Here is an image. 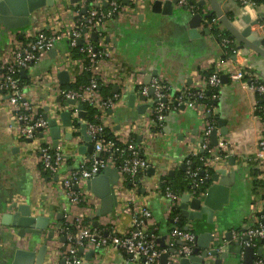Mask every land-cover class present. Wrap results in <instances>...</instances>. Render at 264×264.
Listing matches in <instances>:
<instances>
[{
	"label": "crops",
	"instance_id": "obj_1",
	"mask_svg": "<svg viewBox=\"0 0 264 264\" xmlns=\"http://www.w3.org/2000/svg\"><path fill=\"white\" fill-rule=\"evenodd\" d=\"M76 1L55 0L53 7L34 11L25 23L0 24V55L11 42L28 38L36 27L48 32L65 28L77 16ZM121 1L122 5L115 17L103 24V40L97 37L103 56L98 61L95 74L103 88L111 86L113 95L114 85H119L118 93L123 91L122 85L117 84L116 77H127L143 83L148 74L139 71L145 67L150 68L151 72L156 71L157 77L167 83L173 99L188 88L198 86L202 77L213 70L221 68V72H225L224 68L232 62L242 68H252L264 80L263 58L250 50L237 49V43L229 40L227 36L211 32L212 27H218L220 32H227L218 20L213 26L207 24L211 19L202 23L197 28L200 36L191 37V15L210 12L213 9L211 0H204L203 5H196L200 0H193L192 4L188 5H194L193 12L189 7L176 4L171 15L153 12L151 6L155 0H144L137 5L133 4L132 0ZM218 2L222 11L229 17L233 8L232 1ZM256 2L257 19L264 23V0ZM214 16L213 18H217ZM239 22L236 27L241 30L245 25L241 20ZM204 28H207V33ZM252 31L256 38L264 36V26L252 27ZM89 37L91 38V35ZM223 39L227 40V44L230 42L232 50L237 49L235 59L232 52L230 56L224 57L221 45ZM69 47L71 46L68 40L62 38L55 44V52H46L26 70L27 75L23 77L28 82L22 85L21 94L32 103L33 117L41 116L45 106L52 107L58 103L59 97L53 91L51 79V72L56 65H61L59 71H68L67 84L74 83L76 77L83 72L80 62L68 59L71 56ZM124 87L126 92L123 98L115 101L113 108L106 112L103 122L113 125L115 131L122 135L127 134L131 126L146 122L147 125L143 126L149 127L153 133L145 140L141 137L140 141L137 140L140 135H135V141L141 148V156L149 163V168L138 176L137 196L153 214V218L146 222L145 230L155 236L160 247H164L172 223L170 221L171 224H168L166 215L169 201L158 188L162 186V178L178 179L180 171L185 169L187 158L195 156L193 152L200 142L206 116L202 114L200 107L185 105L181 108L179 104L173 105L165 115L161 131L157 132L153 126L148 125L146 111L143 114L137 111L138 105L146 102L140 101L137 96L133 105H129L128 95L134 94L132 82H128ZM256 105L257 94L246 88L242 82L231 81L228 76L226 82H221L216 106L210 115L217 121L218 143L224 140L228 142V157L218 165L215 163L214 170H226L225 175H220V180L229 181L230 199L221 211H215L212 222L208 221L207 215L202 214L201 218L188 220L187 223L192 225L196 234L205 231H212L213 235L215 231L223 234L227 241L223 252L227 254L220 257L219 264H256L259 257L264 255V243L259 240V244L252 246L254 251L249 262L246 261L244 247L233 239V232L242 227L262 225L261 216H264V204L258 202L259 187L254 183L262 174L258 173L261 170L253 166V160L257 156L258 142L264 132V120L256 114ZM15 113V109L7 101V96L0 90V215L9 203L17 201L19 204H29L34 213L51 218L47 228L54 230V234L47 242L48 250L44 264H62L65 260L66 249L63 247L66 248V243L60 241L63 234L59 230L64 223L72 224L79 219H87L91 225L97 221L96 227H102L108 234H120L129 230L131 215L128 209L122 210L123 206L114 208L109 215L96 216L101 201L91 192L89 198L78 204L68 201L58 180L55 179L56 176L50 177L40 171L36 142L19 141L18 131L21 123L16 119ZM48 115L50 116V112ZM56 121L58 126L61 125L60 117ZM220 121L224 122L226 134H220ZM46 139L52 147L53 139L50 133ZM64 140L61 135L59 148L65 156L61 172L86 168L91 154H79L76 150L84 141ZM209 142L213 146L211 136ZM231 159L233 164L230 163ZM81 187L86 189V184H81ZM190 192L193 193L189 189L183 191ZM58 215L62 217L57 218ZM226 232H231V240L225 237ZM45 237L27 234L22 238L17 235L15 229L0 226V264H12L14 251L18 247H29V238H32L36 251ZM90 250L94 251L93 255L87 257ZM78 255L82 258L80 264H141L120 249L110 247H87Z\"/></svg>",
	"mask_w": 264,
	"mask_h": 264
},
{
	"label": "built area",
	"instance_id": "obj_2",
	"mask_svg": "<svg viewBox=\"0 0 264 264\" xmlns=\"http://www.w3.org/2000/svg\"><path fill=\"white\" fill-rule=\"evenodd\" d=\"M104 0H92V4L95 6L90 8L88 17V32H82L79 29L81 21H71L63 29H55L51 32L36 27L33 33L23 41H13L8 48L0 55V69L1 81L0 90L7 96V101L16 111V119L20 121L21 126L18 131V138L21 143L27 141L36 142V149L39 153L38 160L40 171L47 173L50 177L57 176L58 182L71 204H78L81 201L86 200L91 196L89 190L81 187V184H86V181L93 178L100 171L107 167H112L118 171V184L116 185V193L118 198L117 207L123 206L122 210L128 209L131 215V228L120 234H113L109 236H102L91 224H85L83 220H77L72 224H66L59 228L61 233L66 238V250L64 253V264H80L82 258L77 254L78 248L92 247L94 249L114 248L120 249L127 255H130L133 260L138 261L141 264H163L161 262V255L168 253V259L166 264H174L180 257L189 256L195 246L196 233L193 230L192 225L186 223L185 228H179L176 223L179 219L178 216H172V210L180 204V198L183 193L174 192L169 186H161L158 188L160 193L165 196L168 201L167 207V219H170L172 224L169 230V236L164 247H160L153 234H148L145 230L146 222L153 218L151 210L139 201L137 196L138 182L141 172L149 168L147 160L141 156V148L133 139V135H140L142 139H147L152 135L150 128L143 125L145 123H138L133 125L128 130V133L122 135L117 133L113 128V125H107L103 122L106 117V112L112 109L116 100H121L126 88L124 87L128 82L133 84V92L136 96H147L150 87L154 88L153 106L147 108L146 114L148 116V125L153 126V129L157 132L161 131L162 123L165 119V111L169 109V103L173 100H177L178 104H184L189 107H200L202 114L205 117L204 125L202 127L200 142L197 144L193 155H197L200 151L205 152L206 155L202 157L205 163V170L202 180H207L209 175L207 173L208 167L214 169L215 163L220 164L226 161L228 157V142L221 141L216 147L210 145L209 136L210 133L216 129L217 125L213 120L207 118L208 114H213L216 106L218 95L211 96L212 103H203L196 101L194 97L204 98L205 91L208 88L220 89L221 79L220 76L225 74L229 76L231 81H240L243 85L253 90L259 95L263 101L261 109H264V80L250 67L242 68L234 63H229L224 68L225 72H221V68L213 70L209 75L203 76L200 84L195 87L188 88L185 92H182L178 97H174L169 93V86L160 77L153 76L150 84L145 85L136 80L124 77L118 78L117 84L122 85V92L115 93L112 98H103L99 92L100 83L95 74L97 64L101 56V52L96 53L90 40L92 33H97V37L103 40V24L105 21L115 17L120 4L116 0H111V8L106 11H102L100 4ZM144 0H132L133 4L137 5L139 2L143 3ZM154 1V0H153ZM233 3L232 16L230 18L241 17L243 14H248L254 19H257V2L255 0H231ZM79 5L81 8H85L86 1L80 0ZM177 5L187 6L190 11L193 12L194 5H189L188 0H177ZM78 15V10H75ZM264 26L262 21H259ZM217 23V18H212L207 24L213 26ZM92 31V32H91ZM66 38L71 47H75L78 44V40H83V47L80 49L85 54V57L89 59V65H85L84 58L73 59L69 56L68 59L75 60L82 64V71H90L91 77L87 85L80 87L78 90L64 89L59 84L57 78V72L60 66H55L51 72V79L53 84V91L59 97L57 104H53L50 108V116L53 119L59 118V113L63 110H69L71 112L72 125L66 128L69 133L73 134V140L80 142L82 139L79 133V124L76 123L77 109L75 105H70L65 102L67 99H75L77 104H87L96 109L95 118L97 122H88L87 133L91 137L93 143V152L89 157V165L86 168L74 169L71 171L61 172L65 163V156L60 150L59 145L57 148H52L51 143L46 139L49 132V126L46 120L41 116L33 117V105L25 97H22L21 89L18 79L15 74L22 70L29 69L34 63L40 60V58L55 47V44ZM227 44V40L223 39L221 42L222 48ZM223 50V49H222ZM237 49L232 50L235 55ZM224 52V51H223ZM222 66V65H221ZM144 74H151V70L148 67L142 69ZM222 73V74H221ZM114 78V79H116ZM127 87V86H126ZM125 88V90L123 89ZM191 89H197L196 93H192ZM165 97L168 99L167 103H164L161 99ZM26 99V100H22ZM256 108V107H255ZM61 126V125H60ZM158 127V129H156ZM41 129L39 131L38 129ZM108 130L111 133L110 137L106 136L105 131ZM42 133V137L39 133ZM61 135L64 133L61 130ZM65 141V140H64ZM75 142V143H77ZM76 145V144H75ZM224 154V155H223ZM187 175L189 178L195 179L199 176L198 172L192 170L189 166L190 161L187 163ZM253 166L261 170L260 180L263 181L262 186L259 187L257 193L259 194L258 202L264 204V134L261 135L258 142V153L253 160ZM200 173V174H201ZM194 180V182H195ZM164 179H162V184ZM194 196H203V193H199ZM125 207V208H124ZM263 219L264 216H261ZM72 228V229H71ZM213 235V246L218 253H221L227 243L222 233L215 231ZM233 239L239 242L242 246H255L259 240L264 239V225H248L242 227L239 231L233 232ZM178 241V245H176ZM170 249H175L176 253H169ZM256 264H264V255L260 256Z\"/></svg>",
	"mask_w": 264,
	"mask_h": 264
},
{
	"label": "water",
	"instance_id": "obj_3",
	"mask_svg": "<svg viewBox=\"0 0 264 264\" xmlns=\"http://www.w3.org/2000/svg\"><path fill=\"white\" fill-rule=\"evenodd\" d=\"M76 0H71L74 2ZM260 1V0H255ZM193 0L189 1V4H192ZM213 9L208 13H195L191 15L189 21L190 35L193 38H198L200 33L197 32V28L202 24L206 23L215 15L219 23L223 25L228 35L227 38L233 42L237 43V49H246L252 51L256 56H259L264 59V36L256 38L253 35L255 33L252 31V27L261 26L262 23L258 19H254L248 14H243L241 17L235 19L227 16L221 9L218 0H211ZM204 0L196 2V5H203ZM177 4V0H155L152 3L151 9L153 12H161L164 15H171L173 13V6ZM55 5V0H0V24L7 25L11 22H27L31 13L34 11L43 8V7H53ZM188 8L187 6H185ZM85 8L82 9V12H85ZM231 14L232 9H231ZM242 21L244 28L238 30L236 25L239 21ZM24 22V23H25ZM240 23V22H239ZM240 25V24H239ZM259 30V29H258ZM204 31L207 33V28H204ZM91 40H97V33L91 34ZM79 45H83V40H78ZM50 52H55V48L49 50ZM235 59V55L233 56ZM2 73V70L0 69ZM22 76H26V70H22ZM153 76H157V72L153 71L151 74L145 76L143 84L148 85ZM57 78L61 85L68 83V71L62 70L57 74ZM221 82L224 83L228 80V76L222 74L220 76ZM119 85L113 86V92H119ZM154 88L150 87L148 90L147 96L138 95L140 101L146 102L145 104L138 105V113H145L147 108L152 107L154 100L150 98L153 97ZM135 94L128 95L129 105L132 106L134 100L136 99ZM26 100V99H22ZM164 103L168 102V99L163 97L161 99ZM59 101V100H57ZM67 104L75 105L77 109V121L79 124V133L81 139L84 141L83 144H80L76 147V150L79 154L92 153L93 152V143L91 141L90 135L87 133V124L85 120V110L84 104L76 102L75 99L65 100ZM174 106L178 105V101L175 99L172 101ZM183 108L184 104H179ZM44 112L41 114V117L47 121L49 126V132L53 139L52 148H57L59 145V140L61 136V130L64 133L65 141L72 140L73 134L66 132V128L72 125L71 121V112L69 110H63L59 113V117L62 120L61 126L57 125L56 119L49 117L48 113L50 111L49 106H45ZM208 116H210L208 114ZM36 118V117H35ZM223 121H220V126L222 130L220 134H226V130L223 128ZM41 131V129H38ZM39 136L42 137V133H39ZM212 144L216 146L218 143L216 129L210 133ZM138 141L141 140V136L137 138ZM234 161L230 160V163L233 164ZM226 170L224 169H215L212 176L208 179L210 182L203 196H194L192 192L183 193L180 198L179 208L182 211L184 217L188 220H195L201 218L202 214L207 215L209 222H212L215 211H221L223 206L229 202L230 199V186L229 181L220 180V175H225ZM203 175V173H201ZM118 171L115 168L107 167L104 170L100 171L93 178L86 181V189L89 190L94 196L100 199L101 207L97 209L96 216H105L109 215L114 208L117 207L118 198L115 186L118 181ZM58 180V177H55ZM264 213V210H263ZM61 215H58L57 218H61ZM51 218L49 216L39 215L34 213L31 210L29 204H19L17 201L9 203L5 210L1 212L0 215V226L11 227L17 231V235L20 237H25L29 234L31 236L45 235L42 245L38 247L35 251L33 246L32 238L28 239L29 247H18L13 254L12 264H44L47 254V242L52 239L54 230H48L47 226L49 225ZM262 225H264V218L262 219ZM93 227L97 226V221H94L92 224ZM107 233L105 232V235ZM225 237L228 240H231V232H226ZM36 239V238H35ZM34 240V239H33ZM60 241L66 243L65 236L60 237ZM264 243V239L261 240ZM213 234L212 231H205L196 235L195 246L192 253L187 257H180L177 262L174 264H219L220 257L226 256V252L218 253L213 246ZM239 245V242H236ZM31 245V246H30ZM164 244H162L163 246ZM244 254L246 256V261L249 262L251 254L254 251L252 246H243ZM65 250L66 248L63 247ZM84 248L79 247L78 253L81 254ZM93 250L88 251L87 257L93 255ZM169 253H176L175 249H170ZM258 254H261V250L258 251ZM215 258V259H214ZM168 259V253H163L161 255V262L166 264ZM212 259H214L212 261ZM64 264V260L62 261Z\"/></svg>",
	"mask_w": 264,
	"mask_h": 264
},
{
	"label": "trees",
	"instance_id": "obj_4",
	"mask_svg": "<svg viewBox=\"0 0 264 264\" xmlns=\"http://www.w3.org/2000/svg\"><path fill=\"white\" fill-rule=\"evenodd\" d=\"M86 1V5H85V12H82V9L79 5V2L80 0H77L76 3H75V6H76V10H78V15L73 19L74 21H77V20H80L81 21V25L79 26V29L84 33V32H88V26H89V23H88V17H89V11H90V8L93 7L94 5L92 4V0H85ZM120 6L122 5V1L121 0H116ZM111 0H104L101 4H100V8L102 11H106L108 10L109 8H111ZM95 7V6H94ZM114 15H116V13H114ZM231 12L229 13V16H231ZM215 17V16H214ZM213 18V17H212ZM92 32V31H91ZM211 32L213 34H221V36L223 35L224 37L228 35L227 32H220V29L218 27H212L211 28ZM91 40V38H90ZM91 43L93 45V48L95 49L96 53H98L100 51V46H99V43H98V40H91ZM83 47V45H79L77 44L75 47H69V53L71 54V57L73 59H79V58H84L85 61H84V64L87 66L89 65V59L85 57V54L83 52L80 51V49ZM231 44L230 42H228V44L225 45V47L223 48V51H224V57H228L230 56L231 54ZM211 73V72H210ZM209 73V74H210ZM208 74V75H209ZM207 75V74H206ZM16 78L18 79L20 85H23L24 83H27L28 81L26 79H24V77L21 75L20 72H17L15 74ZM91 77V73L90 71H83L80 75H78L75 79V82L74 83H70V84H67V85H64L62 86V88L64 89H72V90H78L80 87H83L85 85L88 84L89 82V79ZM111 86L109 87H106L103 88L102 85L99 86V92L100 94L102 95L103 98H107V97H110L112 98L113 96V93H112V90H111ZM192 93H196L197 89H191ZM219 95V90L216 89V88H208L206 91H205V96L204 98H197V97H194V99H196V101L200 102L201 104L203 103H212V99H211V96L212 95ZM263 104V101L261 99V97L259 95H257V105H256V114L264 120V109H261V105ZM169 109L167 111H165V114L171 110V108L173 107V104L172 103H169ZM84 110H85V120L88 121V122H97L96 118H95V115H96V109L87 105V104H84ZM208 119L210 120H213L216 124V118L215 117H212L210 116ZM156 129H158V127H156ZM106 133V136L107 137H110L111 136V133L106 130L105 131ZM264 134V132H263ZM133 139L136 140V136H133ZM206 155L205 152H202L200 151L197 155L195 156H190L187 158V160L185 162H187L188 160L190 161V168L192 170H195L198 172L199 176L195 179H192V178H189L188 175H187V167L188 165L186 164L185 165V169L180 171L179 173V178L176 179L175 178H171V177H166V179H164V183L162 184V187L163 186H169L174 192L176 193H183V191L185 189H189L190 191H193V193L195 195H198L199 193H203L206 191L207 187L209 186L210 182L208 181V179L212 176V174L214 173V169L213 168H210L208 167V179L207 180H202V182H200V177H203L200 173L203 172L205 170V163H204V160L202 159V157H204ZM224 155V154H223ZM39 166H41L39 164ZM255 172H258L257 169H254ZM261 171H259L258 173H260ZM44 174H47L45 172H43ZM163 179V178H162ZM195 180V182H194ZM255 186L258 188L260 186H262V183L263 181L260 180V179H256L255 180ZM259 189V188H258ZM172 216H178L179 219L176 223V225L181 228V229H184L185 228V225L186 223L188 222V219L186 217H184V215L182 214V211L179 207H175L173 210H172V213H171ZM170 219H168V224L170 225ZM85 224H89L88 223V220L86 219L85 221H83ZM97 231H99V233L102 235V236H109V235H113V234H106L105 235V230L98 226V227H94ZM72 229V228H71ZM107 232V231H106ZM148 234H151L150 232H148ZM259 244V243H258ZM176 245H178V241H176ZM162 248V247H161ZM77 254H79L77 252Z\"/></svg>",
	"mask_w": 264,
	"mask_h": 264
},
{
	"label": "bare ground",
	"instance_id": "obj_5",
	"mask_svg": "<svg viewBox=\"0 0 264 264\" xmlns=\"http://www.w3.org/2000/svg\"><path fill=\"white\" fill-rule=\"evenodd\" d=\"M177 207H179V205Z\"/></svg>",
	"mask_w": 264,
	"mask_h": 264
}]
</instances>
